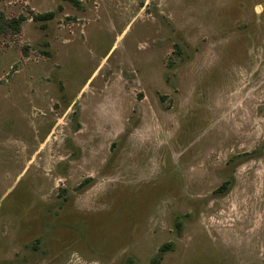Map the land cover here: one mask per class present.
<instances>
[{
	"label": "rangeland",
	"instance_id": "rangeland-1",
	"mask_svg": "<svg viewBox=\"0 0 264 264\" xmlns=\"http://www.w3.org/2000/svg\"><path fill=\"white\" fill-rule=\"evenodd\" d=\"M154 256L264 264V0H0V264Z\"/></svg>",
	"mask_w": 264,
	"mask_h": 264
},
{
	"label": "trees",
	"instance_id": "trees-1",
	"mask_svg": "<svg viewBox=\"0 0 264 264\" xmlns=\"http://www.w3.org/2000/svg\"><path fill=\"white\" fill-rule=\"evenodd\" d=\"M73 1V0H72ZM52 15V10H46V11H43V12H35V13H32L31 14V17L33 18H38V19H45V18H48ZM24 16L23 14H18L17 16H13V17H10V18H6L4 20V22L9 26V27H12L13 30H18L19 29V21L21 19H23ZM226 183H227V180L226 179H223L221 180L215 187L214 190L216 191H220V190H223L225 187H226ZM168 245V241H166L165 243H161L159 246H158V250H161L163 247L167 246ZM158 260V256H154L152 257V264H155L156 261Z\"/></svg>",
	"mask_w": 264,
	"mask_h": 264
}]
</instances>
